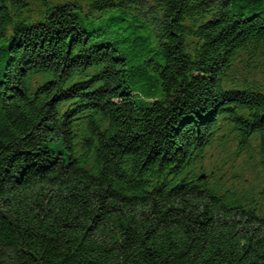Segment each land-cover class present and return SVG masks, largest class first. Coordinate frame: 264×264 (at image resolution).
Instances as JSON below:
<instances>
[{"label": "trees", "instance_id": "1", "mask_svg": "<svg viewBox=\"0 0 264 264\" xmlns=\"http://www.w3.org/2000/svg\"><path fill=\"white\" fill-rule=\"evenodd\" d=\"M0 264H264V0H0Z\"/></svg>", "mask_w": 264, "mask_h": 264}, {"label": "rangeland", "instance_id": "2", "mask_svg": "<svg viewBox=\"0 0 264 264\" xmlns=\"http://www.w3.org/2000/svg\"><path fill=\"white\" fill-rule=\"evenodd\" d=\"M84 22H85V24H86L85 26L90 27V25H89V23H88V20H85Z\"/></svg>", "mask_w": 264, "mask_h": 264}]
</instances>
